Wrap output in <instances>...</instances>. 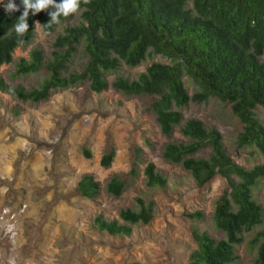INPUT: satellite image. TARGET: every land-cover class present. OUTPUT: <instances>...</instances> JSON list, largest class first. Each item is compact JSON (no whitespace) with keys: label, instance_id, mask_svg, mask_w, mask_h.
Instances as JSON below:
<instances>
[{"label":"trees","instance_id":"1","mask_svg":"<svg viewBox=\"0 0 264 264\" xmlns=\"http://www.w3.org/2000/svg\"><path fill=\"white\" fill-rule=\"evenodd\" d=\"M15 3L20 11L9 14L0 10V67L14 65V78L45 77L29 89L0 77V92L36 106L57 91L89 83L97 94L112 86L126 97L149 100L161 133L170 139L178 129L184 138L168 142L163 158L190 173L200 189L217 178L224 183L213 212L214 226L224 237L217 240L207 231L192 229L196 249L189 264H236L237 247L245 234L264 223V209L255 198L264 182V163L251 168L240 165L216 128H208L196 118L185 119L182 110L190 103L221 102L242 125L237 148L264 155V122L256 113L264 109V0H91L81 5L74 25L70 22L77 14L62 16L59 25L49 27L52 8L36 15L30 12L29 30L23 37L14 30L24 10L22 0ZM38 25L46 34L63 27L49 56L34 46L27 58L15 61L18 49L27 50L34 44ZM79 53L85 61L77 71L72 64ZM153 56L166 62H152L135 79L120 73L124 65L135 68ZM109 75H115L111 83ZM82 153L86 159L93 157L87 147ZM135 153L142 160L141 148ZM116 154L115 145L107 142L101 166L111 167ZM135 175L133 167L129 176ZM144 175L151 189L167 186V179L153 163L146 164ZM128 182L115 175L103 187L94 175L86 174L74 192L89 200L99 198L103 189L120 197ZM155 217L154 202L138 199L135 209L121 210L117 219L98 215L94 223L113 238L131 237L134 226L149 225ZM189 217L200 220L203 215L197 212ZM251 244L257 249L254 264H264V229L254 234Z\"/></svg>","mask_w":264,"mask_h":264},{"label":"rangeland","instance_id":"2","mask_svg":"<svg viewBox=\"0 0 264 264\" xmlns=\"http://www.w3.org/2000/svg\"><path fill=\"white\" fill-rule=\"evenodd\" d=\"M7 3L0 0V10L5 13ZM77 17L70 25L78 22ZM62 28L46 34L38 25L34 44L27 50L18 49L15 61L27 58L34 46L49 56ZM84 61L82 54H77L73 69L80 71ZM152 62L166 60L153 56L135 68L124 65L120 73L135 79ZM15 71L14 65L2 66L0 77L27 89L45 77L14 78ZM114 78L109 75V82ZM149 105V100L126 97L112 86L97 94L89 83L57 91L36 106L0 92V264H6L9 255L17 257V264H189L196 249L192 229L207 231L217 240L224 237L213 223L215 202L224 183L217 178L200 189L190 173L163 158L168 142L184 138L178 129L172 138L164 136ZM182 113L185 119L196 118L208 128H216L240 165L251 168L264 163V155L237 148L242 125L228 106L216 100L190 103ZM256 113L264 122V109ZM109 141L117 154L112 166L104 168L100 159ZM84 147L92 152V159L83 156ZM136 148H141L142 160L136 159ZM148 163L167 179L164 189L147 186L144 168ZM133 167L136 175L131 178ZM86 174L94 175L103 187L115 175L129 182L120 197L103 189L99 198L89 200L74 192ZM255 198L264 209V182ZM138 199L154 202L152 223L134 226L131 237L113 238L96 228L98 215L117 219L121 210L135 209ZM197 212L202 213V219L189 217ZM263 229L264 223L245 234L243 244L237 247L236 264H254L257 249L251 241Z\"/></svg>","mask_w":264,"mask_h":264},{"label":"clouds","instance_id":"3","mask_svg":"<svg viewBox=\"0 0 264 264\" xmlns=\"http://www.w3.org/2000/svg\"><path fill=\"white\" fill-rule=\"evenodd\" d=\"M90 2L91 0H59V2L57 0H22L24 10L15 23L14 30L18 37H23L28 32L29 24L27 21L30 12L32 15H36L52 8L53 10L48 12L50 22L46 24L50 27L53 24L59 25L62 16L67 18L80 13L82 11L81 5H88ZM5 10L11 14L20 11V7L17 6L15 0H8V3L5 5ZM8 230H12L11 225ZM6 264H17V257L15 255H9L6 259Z\"/></svg>","mask_w":264,"mask_h":264}]
</instances>
